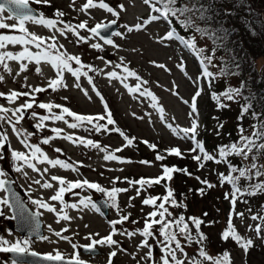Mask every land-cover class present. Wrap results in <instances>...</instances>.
Wrapping results in <instances>:
<instances>
[{"label":"rangeland","instance_id":"rangeland-1","mask_svg":"<svg viewBox=\"0 0 264 264\" xmlns=\"http://www.w3.org/2000/svg\"><path fill=\"white\" fill-rule=\"evenodd\" d=\"M85 2L86 0H75V8L80 9ZM94 2H98V0H94ZM104 2L112 7L114 11L119 12L118 17H114L111 13H108L104 9H99L98 7L88 10L87 13L73 10L70 6L72 5V0H50V5L37 4L35 0H29V3L37 7L46 18L57 19L53 14L55 11L61 10L65 13L62 19L66 22L71 21L73 24L88 20L89 26L91 27L97 22L105 23L106 21L115 19L117 22V29L113 31L112 34L117 31L123 32V25L125 24L135 25L136 23H142L144 18L153 14L150 12V5H145L143 0H104ZM121 5H123V9H121ZM4 15L7 16V12H5ZM6 22L9 24L15 23V21L11 20ZM26 28L30 33L39 35L40 37L46 38L53 34L52 29L31 22H26ZM168 28V22L161 19L159 22L148 23L142 30L126 33V38L113 37V35L108 38L104 37L105 39H113L114 44L119 45V48L104 45L103 40L98 37L87 43H75L71 34H68V37L64 38L60 37L59 33H56L58 42L64 45V49H61V51L66 50L69 54L79 55L82 63L104 69L105 72L111 71L112 68L111 66L106 67L104 62L99 59L100 56H103L105 60L112 61L113 64L119 62L120 58H123L124 63L130 70L135 71L142 80L149 82L148 85H143L141 90L146 87L157 97L155 102L157 104V109L151 106L153 101L150 97H139V93H131L124 87V84H127L129 88L135 87L138 83L135 77H128L122 84L118 80H112L110 82L102 73L89 72V75L94 78L96 89L104 98L103 102L96 96L95 92L92 91L91 85L87 83L86 77L82 76L79 83H81L83 89L88 90L91 99L86 97L81 89H77L74 86L76 82L75 78L66 72L63 81L66 87H58L57 90L53 92L51 88H47V78H55V69L44 62L40 65L43 72L41 76L35 72L37 65L34 61L31 63L28 61H8L7 63L13 69V75L10 76L4 73L5 81L0 82V92L7 94L10 90L24 91L25 89L22 85L25 83L24 77L27 76V84L46 87L45 92L35 94L37 103L53 102L68 107L77 114L92 116L104 114L103 103H107L109 110L113 114V119L116 122L115 125H109L108 128L112 129L119 127L129 138H134L131 146L123 148L121 152L115 153L123 160L133 161L132 163L104 161V153L97 149L74 144L72 141L66 140L63 137L72 135L74 139L76 137H81L85 140L93 139L94 141H98L101 146H108L109 151H114L117 147L127 143L119 133L112 131L111 133L105 134L103 130L100 133L87 132L84 128L69 129L63 121H46L45 128L37 135H33L29 138L28 142L38 144L41 138L56 135L50 131L51 128L58 127L62 129L60 136L50 141L49 145L40 146L42 151H44L50 159L60 158L72 163L78 169V172L71 169L65 170L59 166L53 169L50 165H47V163L38 165V167L41 169L48 167L50 174L58 175L68 181L87 179L90 182H97L102 187L110 189L112 185L109 183V178L112 177H128L133 180H138L141 177L155 178L156 174L162 173L161 165L164 162L172 158L176 160L178 158L167 154L166 149L169 147H178L184 153V161H191L187 170L191 172L193 176L190 177L183 173L180 175L179 173H173V179L171 181L165 180L161 182V185H154L148 188L147 191H141V196L132 201L133 207H128V202L129 197L136 195L135 189L117 194V203L119 206L124 209L126 213H131L129 221L124 222L122 226H116L118 230L121 229V227L128 231H133L136 228L142 229L144 221L141 217L152 210L151 206L142 205V198L147 195L162 196L166 194L164 185L167 184L168 187L174 190L177 201H182L186 205V209L170 208L169 210L172 211L174 215L178 216L182 213L186 220L188 217H198L205 221V223L201 225V232L207 239L202 242V245L193 243L191 246H187L186 242L181 240L182 245L185 246V250L188 253L194 254L196 250L203 246L205 251L213 257L222 255L224 251H228L230 254V264H264V238L257 237V234L254 231H250L248 228L249 225L261 223L259 220L252 221L250 215L256 214L264 208V193L245 197L244 199L247 200V203L237 200L235 208L233 209L230 200L225 199V193L230 192L231 186L227 183L221 186L217 175V173L229 174L226 164L204 162L205 167L199 168L198 163L191 158V156L196 153L189 154L187 152L188 149L192 148L191 141L181 139L179 134L168 126L169 124H172L173 128L190 126V119L188 116L190 105H188V103L185 104L183 101L191 102L193 94L199 87L201 95L197 98L199 112V134L197 139L203 143V133L208 136V141L205 145L212 147V150L208 149L207 151L209 153L216 151L213 146L217 141H221L220 145H227L229 141H237L240 136L236 134V138H234V132L227 136L223 127H221V132L219 128V135H217L215 119H217L218 106L217 103L213 104L208 101L212 94V90L218 86L217 76L211 70L210 72L213 73V77L210 78L212 80L210 84L207 80L200 79L202 68L207 66L203 64L200 68L198 67L192 51L183 45V41L181 42V40L178 41L175 39L165 41L164 36ZM2 31L3 34H19L11 30ZM80 34L83 36L89 35L86 30H80ZM92 42L100 43L104 50L99 51L90 48L89 45ZM196 42L201 43L202 41L196 40ZM28 47L30 51H36L33 46L29 45ZM7 50L13 52L17 50L21 51L23 50V46L8 45ZM256 60L258 66L264 63V58L262 56L257 57ZM180 61L184 62V71H181L177 67ZM151 62L164 64L170 71L161 69ZM20 63L28 65L27 71L21 73L20 76H15L13 79L15 72L19 70ZM73 67H76L74 62ZM116 71L124 75L122 69H116ZM0 72H2V68H0ZM194 80L198 81V84H194ZM174 85L176 86L175 88L173 87ZM169 89L178 92L179 95H174ZM63 97H67V100L62 99ZM26 99V97H21L15 104L9 105L4 98L0 97V105L14 107L23 103ZM34 108L35 111L41 115L47 114V110L39 109L35 106ZM161 108L164 110V119H161V112L158 110ZM30 111L31 110L25 114V118L21 121L19 127L25 131L36 133L37 130L33 127L34 121L30 116ZM53 111L57 114L60 113V109H53ZM233 116L234 114L226 110L225 115H221V117L218 118L225 120L223 125L225 126ZM140 117L144 118L141 119ZM208 117H210L209 120ZM66 119L71 122L70 117L66 116ZM100 123H106V120L100 121ZM7 130L9 139L5 147L0 148V170L6 174L7 178L12 179L16 186L23 188L22 194H24V192L27 194L26 198L28 199L30 207L39 210V216L41 220H43V232L41 234L35 233L30 235L17 231L13 227L14 221L11 218L10 210L8 207H3L2 210L4 214L0 216V239H6L13 243L17 240L29 239L31 241L29 250L44 254H54L55 251L58 250L62 255L66 256H69V254L75 251L79 253L80 258L83 259L86 264H108V255L110 250H112L108 246L95 245L96 254L90 256L80 247L73 250L68 241L58 240V238L53 235V232L48 231L49 225L56 231L66 227L68 231L63 233V235L68 236L71 241L78 246H80V244L84 245L90 243L91 238L99 239L103 237V235H108L106 232L110 228L109 221L118 219V215L114 208L107 206L106 195L94 189H74L73 191L79 192L81 196H90L94 203L98 198L104 199L106 214L103 215L100 210L97 212L91 206L84 208L82 211L69 208L65 209V211L70 217H73V219L69 222L61 221L57 223L55 213H48L46 210L38 208L31 203V200H47L49 196L54 194V190L58 189V182H52L54 184V189H44L32 183L33 179L40 178L38 173L25 167L24 171L28 173V176L25 177L23 174L17 173L14 170L17 162L13 161L11 152L13 150L27 152V150L18 142V137L11 132V129L8 128ZM143 141H148L149 143L154 142L156 148L150 149ZM211 142H213L212 146L210 145ZM55 148L61 149L62 152H55ZM157 152L164 154L166 159L162 162H156L154 157ZM142 159L152 161L153 164L150 166L141 165L138 161ZM248 162L247 160L244 161L245 164ZM231 163L239 167L238 163H241V160L239 157H235L234 161H231ZM171 166H173V164ZM233 175H238V173H234ZM195 176L200 177L201 180L207 179L209 182L216 185V187L207 189L205 194L201 195L196 190L203 187V185H201L197 179L193 178ZM239 183L241 186H244L248 181L241 179ZM116 186L121 188L130 187L128 183L119 181ZM136 187H139V185H136ZM3 194L4 192H0V198H4L2 197ZM78 199V197H74L71 193L65 194V201L67 203L78 202ZM159 202L158 200L157 203ZM49 203L56 205L58 208L62 207L58 202L49 201ZM141 208H143V212H141ZM249 208H251V213L248 212ZM238 212H243L245 214L243 220L236 215ZM204 213H207V215L205 216ZM230 213L232 215L233 227L237 234L243 239L251 238L254 241L253 246L247 253H245L231 237H229L228 241L222 239V232L227 228ZM261 214L264 215V212ZM136 220H139V223L133 224L131 222ZM85 225H88V227H85ZM189 227L193 236H195L196 229L190 221ZM262 228H264V225H262ZM92 233H99V236L90 238L89 234ZM40 236H48L53 242L40 240ZM261 236L264 237V232H262ZM113 238L119 242L121 248L126 249V252H118V254L112 258V264H151V262L142 259L147 249L137 250L136 248V244L143 239L139 234L134 236L131 240L119 234L113 235ZM153 243V240L150 238L149 244ZM161 255L162 253L159 248L154 247L152 260H158ZM177 255L179 257L181 254L177 253ZM26 256L27 255L13 257L10 253L0 252V264H11L13 259L17 260V264H36L25 259ZM28 256L33 257L31 255ZM133 256H135V259H133ZM185 264H187V261ZM204 264H211V261H205Z\"/></svg>","mask_w":264,"mask_h":264},{"label":"snow or ice","instance_id":"snow-or-ice-1","mask_svg":"<svg viewBox=\"0 0 264 264\" xmlns=\"http://www.w3.org/2000/svg\"><path fill=\"white\" fill-rule=\"evenodd\" d=\"M37 4L50 5V0H35ZM145 5H150V12L153 13L149 17L144 18L142 23H136L135 25H123L124 31L114 32L113 37H122L126 38V33H132L133 31L142 30V28L150 22H159L161 19L165 20L169 24V30L164 36L165 41L183 40V45L186 48L192 49L194 44L192 40L185 39L177 34V30L172 26L171 19L175 18L182 27L191 28L194 27L192 18L188 15L193 12L192 8L187 6L177 7V0H143ZM162 5L163 7L157 6ZM73 10L88 12V10L93 8L104 9L108 13H111L114 17H118L119 12L114 11L112 7L104 2V0H86L80 9L75 8V0H72V5H70ZM123 9V5L120 6ZM7 12V16L4 13ZM54 17L57 19L46 18L42 12L39 14H34L33 10L29 7V0H0V82L5 81L4 73L8 75H13V69L7 63L8 61H28L29 63L35 62L37 67L35 72L38 75H43L42 68L40 67L41 63H47L51 68L55 69V78H47V88H51L54 91L58 87L66 85L63 84L64 74L69 73L72 77L75 78L74 86L77 89H81L83 94L91 99L87 89H83L81 83H79L81 77L87 78V83L91 85L92 91L95 92L96 96L100 98L103 102L104 98L101 93L96 89L93 76L89 75V72L93 73H102L105 75L109 81L118 80L122 84L128 77H135L138 83L133 88H129L127 84H124V87L128 89L131 93H139V97H150L153 101L152 107L157 109V104L155 103L157 97L149 91L146 87L141 90L143 85H148V81L142 80L139 75L130 70L124 63L123 58H120V61L113 64L112 61L105 60L103 56H100L106 67L111 66L112 70L105 72L104 69L97 68L90 64H84L81 61L79 55L69 54L64 49V45L58 42L56 33H59L60 37L67 38L68 34L74 38L75 43H87L88 41L99 38L103 40L104 45H109L114 48H119V45L114 44V40L109 38L105 39L101 36V30H107L111 24H115L116 20H112L108 23L97 22L94 26H89L88 20L81 21L79 23L73 24L71 21H64L62 17L65 16V13L61 10L54 12ZM8 20L15 21V23L9 24ZM26 22H31L38 25H43L48 29L53 30V34L48 37H40L39 35L30 33L26 28ZM2 30H11L12 32H18L19 34H3ZM80 30H86L89 35L83 36L80 34ZM196 31H202L198 27ZM8 45H21L23 50L21 51H10L7 50ZM29 45L33 46L36 51H30ZM90 48L94 50L103 51V47L100 43L92 42L90 43ZM135 51V50H134ZM207 61L208 64H211V57H203L200 63L203 65L204 61ZM73 62L76 67H73ZM158 66L161 69L170 71L166 68L164 64H158L157 62H151ZM177 67L184 71V62L180 61L177 64ZM28 65L25 63L19 64V70L15 72V76H20L21 73L27 71ZM86 69V70H85ZM116 69H122L124 75H121L116 71ZM213 77L207 67L202 68L200 74V79L207 80L209 84L212 82L210 78ZM25 83L22 87L24 91L10 90L7 94L0 92V97L4 98L9 105L15 104L17 100L21 97H26L27 99L14 107H5L0 105V148L5 147L6 142L9 139L8 128L11 129V132L18 137V142L23 146L26 151L13 150L11 152V157L13 161H16L17 164L14 170L17 173L23 174L25 177L28 176V173L24 171V168L27 167L33 172L38 173L40 178L33 179L32 183L39 185L44 189H54V184L52 182H58V189L54 190V194L49 196L47 200L45 199H33L31 203L38 208L46 210L48 213L56 214V222L60 223L61 221L69 222L73 219L70 217L65 209H73L82 211L84 208L91 206L97 212H99V207L92 201L90 196H81L79 192H74V189H94L97 192L103 193L106 195L107 200L106 204L110 208H114L117 212L118 219L110 220L109 223L112 226L110 234L101 237L99 239L91 238L99 236V233L89 234L91 242L84 248L85 253L88 255H95L96 250L95 245L108 246L110 249L108 264H112V258L115 257L118 252H126V249L120 247V244L117 240L113 238V235L119 234L126 236L128 239H132L134 236L139 234L143 239L136 244L137 250L147 249L144 253L142 259L145 261L151 262V264H204L205 261H211V264H230L229 262V252L224 251L222 255L213 257L209 255L203 246L195 251L194 254H190L185 250V246L182 245L181 240H184L187 246H191L193 243L201 244L207 239V237L201 232V225L205 223L204 220L198 217H188L187 220L185 216L181 213L178 216L174 215L170 208H185L186 205L180 201L178 202L174 195V190L164 185L166 194L162 196H153L147 195L142 198L141 203L144 206H151L152 210L144 214L141 218L144 221V226L142 229L136 228L133 231H128L126 229H117V225H123L124 222L129 221L131 213H126L117 203V194L128 192L132 189H135L136 195L129 197L128 207H133L132 201L137 197L141 196V191H147L148 188H151L154 185H161L162 181H171L173 179V173H183L188 176H193L187 168H179L176 166H167L162 164V174L155 178H143L141 177L138 180H133L128 177H112L109 178V183L112 185L110 189L102 187L97 182H90L87 179H76L74 181H68L65 178H62L58 175L50 174L49 168L44 167L43 169L39 168L38 165L47 163L53 169L56 166H59L62 169H71L77 171L78 169L72 164L63 159L55 158L50 159L40 145H49L50 141L54 140L56 137L60 136L62 129L58 127H53L50 129L52 133H55V136H47L40 139L38 144L29 143L28 140L33 135H37L42 129L45 128L46 121H63L69 129H78L84 128L87 132L100 133L102 130L105 134L115 131L119 133L123 140L126 141V144H122L120 147H117L114 151H109L108 146H101L98 141L93 139H83L81 137L73 138L72 135H67L63 137L66 140L72 141L74 144L83 145L85 147H90L92 149H97L98 151L104 153V161H120L121 163H132L131 160H123L120 156H117L115 153L121 152L123 148L131 146L133 144L134 138H129L124 132L120 130L119 127L108 128L109 125H115L113 119V114L109 110L107 103H103L104 114H97L96 116L92 115H80L74 111H71L68 107H64L60 104H55L53 102H40L37 103L36 93H42L46 91V87L32 86L26 83L27 76L24 77ZM194 84H198V81H193ZM176 87L175 85L173 86ZM243 87V86H242ZM173 92L174 95H179L178 92L169 89ZM201 95V90L198 87L197 91L193 94L190 103V111L188 113L190 119L189 127H179L173 128L172 124H169V128H172L174 132L179 134L181 139L190 140L193 144V147L188 149L189 154L196 153L191 156L193 161L198 163L199 168H204V162H214L216 164H226L229 174L225 175L223 173H217L220 185L223 186L224 183H227L231 186V190L228 193H225V199L230 200V204L233 209L237 203V200H241L244 203H247L245 197L255 196L258 193H264V180L259 178L264 177V164L260 163V159L264 158V120H260V116L264 114L252 112L251 115L256 118L259 123L251 125L255 131L251 135H245V129L240 127L238 131L240 132L239 139L235 142H230L227 145H218L216 151L209 153L205 151L204 144L197 139L198 136V103L197 98ZM213 99L217 101V104L220 108L226 107L221 100H235L237 97L243 98V91L241 88H231L229 87L224 93L216 94L212 93ZM62 99L67 100V97ZM182 99V98H181ZM252 96L249 93V96L245 100V103L241 106L242 112L241 117L250 111V104ZM185 104L189 103L188 101H183ZM35 107L39 109L47 110V114L41 115L35 111ZM53 109H60V113L57 114ZM30 111V116L34 121L33 127L37 130L36 133L25 131L19 127L21 121L25 118V114ZM161 112V119L165 118L164 110L158 109ZM67 117L71 118V122L66 119ZM143 119L144 117H140ZM106 120V123H100V121ZM223 125H217V135H219V128ZM147 144L150 149H155L156 144L149 143L148 141H143ZM198 150V152H197ZM55 152L61 153L62 150L59 148L54 149ZM166 152L170 156H176L184 158V153L178 147H169L166 149ZM202 154V155H201ZM237 156L241 160L242 166H236L231 163L227 157ZM166 159L165 155L157 152L155 154L154 160L156 162H162ZM249 161V163L244 164V161ZM22 162V163H21ZM141 165L150 166L153 164L152 161L142 159L138 161ZM112 170V169H109ZM122 170V169H121ZM238 173V175H233ZM0 192H7L6 187L7 179L6 174L0 170ZM197 179L203 187L197 189L201 195H204L207 189H212L216 185L209 182L207 179L201 180L200 177H193ZM244 179L248 183L244 186L240 185V180ZM43 180V182H42ZM126 182L130 185L129 188L117 187V182ZM139 185V187H136ZM71 193L74 197H78V202L67 203L65 201V194ZM14 195V194H13ZM160 201L157 203V201ZM49 201L58 202L62 207H57L49 203ZM167 205V206H166ZM3 207H12L10 205L8 198H0V216L3 213ZM22 211L24 209L23 204H17ZM143 212V208H141ZM248 212L251 213V208L248 209ZM264 212V208L256 214H251L250 219L252 221L259 220L261 223L255 225H249L248 228L250 231H254L257 234V237L264 238L261 236L264 232V215L261 213ZM40 213H35L34 215H39ZM206 216L207 213H204ZM236 215L243 220L245 214L243 212H238ZM158 217V218H157ZM15 219V216L11 217ZM82 218V217H81ZM189 221L194 225L196 229V234L193 236L192 231L189 227ZM133 224L139 223V220L131 221ZM88 227V225H85ZM34 230H38L34 229ZM48 231L53 232V235L58 238V240H66L70 243L73 250H76L78 246L76 243L72 242L68 236L63 235V233L68 231V228H62L59 231L53 230L51 225L48 226ZM229 237L232 240L236 241L240 248L247 253L249 249L253 246L254 241L251 238L243 239L240 235L237 234L232 223V215L230 213L229 219L227 222V228L222 232V239L228 241ZM153 240V244H149V239ZM40 240H45L53 242L48 236H40ZM29 239L17 240L14 243L6 239H0V252L14 253L17 255H31L33 257L37 256L35 252H29ZM7 245V246H4ZM159 248L162 255L158 260L153 261V248ZM177 253L181 255L178 257ZM42 259L57 262V264H86V262L80 258L79 253L73 252L69 254V258H65V255H62L58 250L54 254H47L42 257ZM135 259V256H133ZM11 264H17V260L13 259Z\"/></svg>","mask_w":264,"mask_h":264},{"label":"trees","instance_id":"trees-1","mask_svg":"<svg viewBox=\"0 0 264 264\" xmlns=\"http://www.w3.org/2000/svg\"><path fill=\"white\" fill-rule=\"evenodd\" d=\"M176 6L193 9L188 15L192 18L194 27H182L175 18H172V21L178 30L190 33L195 40L202 41L196 42L202 57L212 58L209 69L214 71L218 82L214 93L222 94L229 87L241 88L243 91V98L222 99L221 102L226 107L220 108L217 104L215 124L224 125L225 120L218 117L225 115V111L229 110L234 116L229 123L222 126L225 134L228 136L234 132L233 137L236 138V134L240 135L238 129L243 127L244 134L251 135L256 130L251 125L259 123L251 113L264 114V63L258 66L256 60L260 56L264 58V0H177ZM197 27L202 31H196ZM249 93L252 96L249 101L250 111L242 119H238L241 117V106ZM208 101L217 103L213 96H210ZM260 120H264V115L260 116ZM202 141L205 150L212 148L205 145L208 141L205 133ZM220 142H215L213 148L217 149ZM230 142L233 141L228 143ZM212 144L213 142L210 143L211 146ZM235 157L237 156L233 155L227 159L233 162ZM260 161L264 164V158ZM190 163L191 161H184L181 157L164 162L167 166L173 164L182 169L189 168ZM238 165L242 166L241 163ZM261 180H264V177H261Z\"/></svg>","mask_w":264,"mask_h":264},{"label":"water","instance_id":"water-1","mask_svg":"<svg viewBox=\"0 0 264 264\" xmlns=\"http://www.w3.org/2000/svg\"><path fill=\"white\" fill-rule=\"evenodd\" d=\"M33 13H35L34 10H33ZM116 23L111 24L107 30L102 29L101 36L103 35L104 37H107V38L110 37L112 35V32L116 29V25H117ZM8 200L10 201V204L12 205V210L14 211V215H13L15 216V219H13L15 221L14 225L20 232L29 231L31 234H35V233L40 234L43 231L42 230V220L39 219V215H34L35 213H38V211L36 209L34 211L29 209L25 200L20 196V194L17 192L16 189L12 188L11 190H9ZM18 202L23 204L24 206L23 211L19 207H17ZM96 204L100 206L103 209V211L106 210L104 200L98 198L96 201ZM37 228L38 230H34ZM29 259L33 260L36 263H40V264H50L46 262L47 260L43 261L41 256H37V258L31 257Z\"/></svg>","mask_w":264,"mask_h":264},{"label":"flooded vegetation","instance_id":"flooded-vegetation-1","mask_svg":"<svg viewBox=\"0 0 264 264\" xmlns=\"http://www.w3.org/2000/svg\"><path fill=\"white\" fill-rule=\"evenodd\" d=\"M3 178V177H2ZM8 182L10 183V184H12L16 189H18V190H20L21 192H23V188H19L18 186H16V184L14 183V181L11 179V181L10 180H8ZM7 182V183H8ZM22 189V190H21ZM24 194H25V197H27V194L24 192ZM2 197H4V198H7V192H4V194L2 195ZM9 203H10V201H9ZM11 205V204H10ZM8 208H10V207H8Z\"/></svg>","mask_w":264,"mask_h":264},{"label":"bare ground","instance_id":"bare-ground-1","mask_svg":"<svg viewBox=\"0 0 264 264\" xmlns=\"http://www.w3.org/2000/svg\"><path fill=\"white\" fill-rule=\"evenodd\" d=\"M17 51H19V50H17ZM14 52H16V51H14Z\"/></svg>","mask_w":264,"mask_h":264}]
</instances>
